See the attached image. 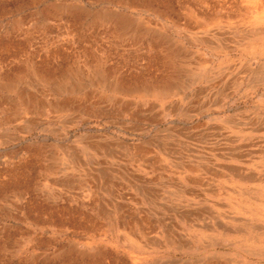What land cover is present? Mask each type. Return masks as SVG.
Listing matches in <instances>:
<instances>
[{"label":"rangeland","instance_id":"374dc122","mask_svg":"<svg viewBox=\"0 0 264 264\" xmlns=\"http://www.w3.org/2000/svg\"><path fill=\"white\" fill-rule=\"evenodd\" d=\"M0 264H264V0H0Z\"/></svg>","mask_w":264,"mask_h":264},{"label":"bare ground","instance_id":"6f19581e","mask_svg":"<svg viewBox=\"0 0 264 264\" xmlns=\"http://www.w3.org/2000/svg\"><path fill=\"white\" fill-rule=\"evenodd\" d=\"M235 171V170H234Z\"/></svg>","mask_w":264,"mask_h":264}]
</instances>
